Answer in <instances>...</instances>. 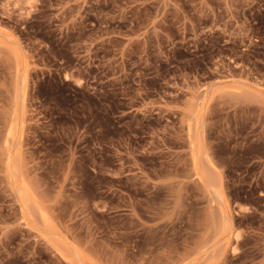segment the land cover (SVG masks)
I'll use <instances>...</instances> for the list:
<instances>
[{"label": "rangeland", "instance_id": "1", "mask_svg": "<svg viewBox=\"0 0 264 264\" xmlns=\"http://www.w3.org/2000/svg\"><path fill=\"white\" fill-rule=\"evenodd\" d=\"M0 264H264V0H0Z\"/></svg>", "mask_w": 264, "mask_h": 264}]
</instances>
